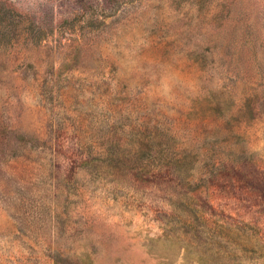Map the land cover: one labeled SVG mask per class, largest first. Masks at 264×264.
Instances as JSON below:
<instances>
[{
    "label": "rangeland",
    "instance_id": "374dc122",
    "mask_svg": "<svg viewBox=\"0 0 264 264\" xmlns=\"http://www.w3.org/2000/svg\"><path fill=\"white\" fill-rule=\"evenodd\" d=\"M0 264H264V0H0Z\"/></svg>",
    "mask_w": 264,
    "mask_h": 264
}]
</instances>
